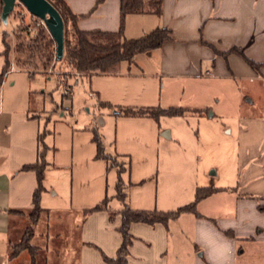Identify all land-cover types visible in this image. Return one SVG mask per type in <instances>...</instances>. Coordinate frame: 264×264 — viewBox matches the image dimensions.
I'll return each mask as SVG.
<instances>
[{"label":"crops","instance_id":"0c3cea01","mask_svg":"<svg viewBox=\"0 0 264 264\" xmlns=\"http://www.w3.org/2000/svg\"><path fill=\"white\" fill-rule=\"evenodd\" d=\"M65 2L80 16L77 27L81 31L117 32L120 28V0ZM157 28L168 29L171 40L136 55L131 64L121 63L116 73L58 78L64 83L63 90L72 80L77 84L76 94L64 93L71 106H65L63 100L57 103L52 96L51 101H38L31 83L23 86V78L6 79L12 67L3 75L0 264H32L25 250L14 257L11 254L26 225L25 216L33 208L36 174L22 167L37 161L39 135L47 163L40 205L47 193L57 195L56 184L63 185L65 210L59 221L78 226L71 247L60 234L49 232L55 240L52 249L62 248L55 253L65 255L75 248V264H105L104 256L115 258L121 245V217L110 220L107 211L85 213L105 199L107 209H122L115 197L117 170L106 159L96 157L95 134L104 154L126 163L121 179L133 210L175 211L194 202L197 188L215 189L196 203L193 212L181 213L166 225L132 223L127 264H264V0H162L160 15L128 14L122 32L131 40ZM5 33L6 28H0V75L5 65ZM33 77L28 75L30 80ZM165 82L170 87L163 93ZM80 95L90 103L92 113L77 118L72 110ZM118 107L187 109L185 115L174 117L198 116L206 137L214 141L221 167L215 164L202 177L203 185L194 184L185 173L172 172L174 176L170 173L161 180L163 169L169 171V152L162 151V145L172 137L161 120L174 117L125 116L115 112ZM216 115L228 127L224 134ZM49 176L54 179L50 181ZM186 215H191L192 226L190 263L180 257L179 244L172 248L173 262L168 256L171 226L188 220ZM36 247L39 256L52 251L47 246L45 250ZM34 264H41V259L35 257Z\"/></svg>","mask_w":264,"mask_h":264},{"label":"trees","instance_id":"16d2710c","mask_svg":"<svg viewBox=\"0 0 264 264\" xmlns=\"http://www.w3.org/2000/svg\"><path fill=\"white\" fill-rule=\"evenodd\" d=\"M59 13L64 24V49L63 57L60 61L55 58V42L50 37L43 24L34 22L25 24L24 18H20L19 24L13 31V46L6 41V33L3 34L5 65L0 75V82L3 75L13 66L20 72H25L29 76L36 73H47L48 71L64 74V77L93 76L116 73L121 63L131 64L133 58L142 53L160 48L165 42L171 40V32L166 28H157L152 32L137 38L127 40L123 36L122 26L124 18L128 14L151 13L160 15L162 0H120V28L117 32L102 31H81L77 27L80 16L71 12L65 0H46ZM2 3L0 1V14ZM12 14V13H11ZM10 14V15H11ZM9 15V17H10ZM12 52L13 59L10 60L9 53ZM241 57L255 67V64L247 60L243 54ZM115 112L125 116H146L158 120L162 116L174 117L183 116L188 110L182 107H118ZM200 112V111H192ZM94 141L97 146V158L107 160L109 166L115 167L118 173L116 185V199L122 204V209L113 212L107 209V199L94 208L86 211V214L107 211L109 219L115 215L121 217V225L118 232L121 235V245L117 250L115 258L103 257L105 264H127L129 247L133 237L129 233L132 223H143L148 225H166L170 220L176 219L181 213L193 212L197 202L209 196L215 191L213 188H197L193 203L181 207L171 212L133 210L127 204L125 187L123 186L121 175L127 170L125 162L118 160L116 156L106 155L99 136L95 134ZM38 159L35 163L22 167L23 171H33L37 178V188L33 194V208L28 214L29 226L26 231L28 236L24 240V245L12 252L11 256H16L21 250H28L34 263V248L29 246L28 241L33 235V227L37 224L40 215V197L44 192L43 175L47 163L45 160V145L41 136H38ZM17 215H23L17 212Z\"/></svg>","mask_w":264,"mask_h":264},{"label":"rangeland","instance_id":"374dc122","mask_svg":"<svg viewBox=\"0 0 264 264\" xmlns=\"http://www.w3.org/2000/svg\"><path fill=\"white\" fill-rule=\"evenodd\" d=\"M20 18H24L23 22L25 24H33L34 22H39V24H43L41 20L32 17L28 14V12L20 5L17 4L14 8V11L10 15V17L7 18L5 21V24L3 21L0 20V28L2 27L6 28V41L10 43L11 48L13 46V31L15 27L19 24L21 21ZM44 25V24H43ZM10 60L12 61L13 55L10 51L9 53ZM11 67L14 68V70H17L13 63L11 64ZM10 71V73L6 76V79L9 80L10 78L19 77L23 78L24 82L22 81L23 86H27L28 82L31 83L32 90L36 91L37 93V100L41 101L42 98H45L46 101H51V96L55 100H63V103L65 106H71L70 101L66 96L65 90H63L64 86L62 85V80L60 81V78H65L64 74H60L57 72H51L48 71L47 73H36L31 80L28 78V75L25 72H16V71ZM18 71V70H17ZM45 74V75H44ZM59 78V79H58ZM20 81V80H19ZM62 82V83H61ZM64 84V83H63ZM170 84V83H169ZM169 84L164 83L163 87V93H166L169 89ZM74 80L69 82V85H65V89L71 90L72 93H77V87ZM172 85V84H171ZM236 88V84L234 83V89ZM228 95L230 94V89L227 90ZM234 92V90H233ZM65 93V94H64ZM71 93V94H72ZM221 98V95L219 96ZM229 98V97H227ZM223 99V98H221ZM89 101V100H88ZM226 101V98L223 100ZM222 105V102L219 100V105ZM90 110V111H89ZM216 113H218L219 108L217 105H214L213 109ZM74 116L77 118L85 117L87 116L88 112L92 113V108L89 102H86V98L82 97L80 95L77 102L74 103L73 110H72ZM217 122L220 124L219 128L221 132L223 131V134L227 131L228 127L225 128L222 125L221 119L216 115ZM214 119V121L216 120ZM98 120V118H97ZM162 127L166 128L165 131H169L171 129L172 137L167 145H162V151L169 152V171L163 169L161 180L162 178H166L167 176L171 175L174 176L176 173H180V176H182L184 173L186 176H191V179L193 183H197L198 185L202 184V177L206 174H210L211 171H213L215 164L218 167H221L219 163V157L215 154V151L217 150L214 148V141L211 138L206 137L205 135V125L199 120L198 116L194 114H189L186 117L181 118H162ZM181 138V139H180ZM179 139V141H178ZM171 156V157H170ZM166 171V172H165ZM174 174H173V173ZM161 174V172H160ZM113 176V175H112ZM54 176H49L50 181L53 180ZM213 177V176H212ZM208 178V176H207ZM210 178V177H209ZM210 180V179H209ZM55 190L57 191L56 196H52V192L47 193L44 201L40 205V215L39 219L36 225L33 227V235L29 239L28 244L29 246L34 248V261L35 257H39L41 259V264H75V259L77 258V255L74 254L76 252V249L73 248V245L75 244L76 235L78 232V226H70L69 224H61L60 218L62 217V213L65 210L64 203L65 199L63 195L65 194V190L63 189V185L56 184ZM114 184L113 182L110 183V191L111 193L114 192L113 188ZM64 191V192H61ZM29 214V213H28ZM19 216H24L19 215ZM188 220H180L177 221V223L173 224L171 226V233L172 238L170 242L169 247V260L172 261L173 257V250L175 246L177 247V244H179L181 251H180V257L186 262L190 263L189 257H187V254L189 251H193V245H192V226L190 224L191 215H186ZM26 218V225L22 230L21 237L18 241H16L12 246V252L19 248V246L22 244L24 245V240L28 237L26 235L27 228L29 226V220L28 215L25 216ZM64 218V217H62ZM78 225V223L76 224ZM49 232L53 234V236H58L60 234L64 239H66V242L68 243L69 247L72 248L71 252L68 254H59L55 253L56 251H60L62 248H56L52 249L53 245H51V242L55 241L54 239L51 240V237L49 236ZM179 237V238H178ZM46 238H48V242H46ZM176 245H175V244ZM60 245V243H58ZM46 249V246L50 248V251L46 256L42 254V256L37 255V247ZM174 246V248H173ZM59 247V246H58ZM173 248V250H172ZM56 250V251H55ZM24 250H21L23 252ZM28 252V250H25ZM70 250H68L69 252ZM31 258V257H30ZM182 260V261H183ZM32 261V259H31ZM183 261V262H184ZM173 262L174 259H173ZM22 263V262H21ZM34 264V263H33Z\"/></svg>","mask_w":264,"mask_h":264},{"label":"water","instance_id":"95a60500","mask_svg":"<svg viewBox=\"0 0 264 264\" xmlns=\"http://www.w3.org/2000/svg\"><path fill=\"white\" fill-rule=\"evenodd\" d=\"M2 9L0 20L4 22L14 11L17 4H20L29 15L42 21L50 37L55 42V58L60 61L64 49V24L55 8L46 0H0Z\"/></svg>","mask_w":264,"mask_h":264},{"label":"built area","instance_id":"2783aa9c","mask_svg":"<svg viewBox=\"0 0 264 264\" xmlns=\"http://www.w3.org/2000/svg\"><path fill=\"white\" fill-rule=\"evenodd\" d=\"M13 70H14V68H11L10 69V71H13ZM65 92H66V94L71 95V90L65 89Z\"/></svg>","mask_w":264,"mask_h":264}]
</instances>
